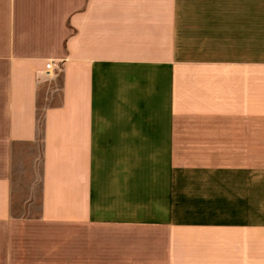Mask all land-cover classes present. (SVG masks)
<instances>
[{"label":"crops","instance_id":"1","mask_svg":"<svg viewBox=\"0 0 264 264\" xmlns=\"http://www.w3.org/2000/svg\"><path fill=\"white\" fill-rule=\"evenodd\" d=\"M0 264H264V0H0Z\"/></svg>","mask_w":264,"mask_h":264},{"label":"rangeland","instance_id":"2","mask_svg":"<svg viewBox=\"0 0 264 264\" xmlns=\"http://www.w3.org/2000/svg\"><path fill=\"white\" fill-rule=\"evenodd\" d=\"M59 95L58 83L54 87L43 89L41 91V108L57 104L60 100ZM37 155L38 160L35 165L29 160V157L24 158L26 166H23L21 173L16 176L14 197V213L16 215H37L39 212L38 193L41 184V161L40 153Z\"/></svg>","mask_w":264,"mask_h":264},{"label":"built area","instance_id":"3","mask_svg":"<svg viewBox=\"0 0 264 264\" xmlns=\"http://www.w3.org/2000/svg\"><path fill=\"white\" fill-rule=\"evenodd\" d=\"M59 66L55 65L54 63H49L47 64V70H53V69H58Z\"/></svg>","mask_w":264,"mask_h":264},{"label":"trees","instance_id":"4","mask_svg":"<svg viewBox=\"0 0 264 264\" xmlns=\"http://www.w3.org/2000/svg\"><path fill=\"white\" fill-rule=\"evenodd\" d=\"M42 126V117L39 118V128Z\"/></svg>","mask_w":264,"mask_h":264}]
</instances>
